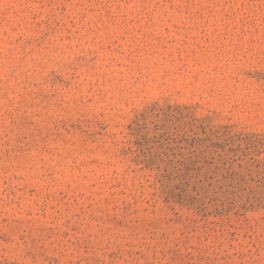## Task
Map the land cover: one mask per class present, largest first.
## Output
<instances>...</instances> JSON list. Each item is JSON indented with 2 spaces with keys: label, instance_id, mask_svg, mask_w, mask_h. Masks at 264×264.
<instances>
[{
  "label": "rangeland",
  "instance_id": "rangeland-1",
  "mask_svg": "<svg viewBox=\"0 0 264 264\" xmlns=\"http://www.w3.org/2000/svg\"><path fill=\"white\" fill-rule=\"evenodd\" d=\"M0 264H264V0H0Z\"/></svg>",
  "mask_w": 264,
  "mask_h": 264
}]
</instances>
